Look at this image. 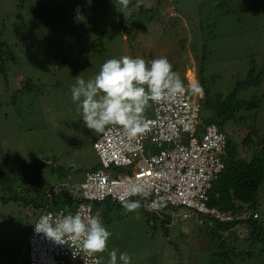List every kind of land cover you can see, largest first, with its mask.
Masks as SVG:
<instances>
[{"label":"rangeland","instance_id":"obj_1","mask_svg":"<svg viewBox=\"0 0 264 264\" xmlns=\"http://www.w3.org/2000/svg\"><path fill=\"white\" fill-rule=\"evenodd\" d=\"M155 1L140 7L142 0H130L125 17L119 0H0V42L14 56L0 64V264H28L26 237L41 211L32 200L59 183L66 190L73 185L79 197L85 170L98 164L93 141L100 133L85 126L71 98L78 78L94 79L110 58L167 57L186 87L198 81L215 100L226 97L250 69L264 72V0ZM197 99L202 117L204 90ZM254 99L259 103L242 107L226 130L245 159L264 150V75L257 84L239 87L234 101ZM152 114L150 102L144 117ZM4 183L9 189L2 191ZM135 200L141 207L134 212L98 204L111 233L108 251L116 249L118 258L127 253L131 264H225L200 216L180 217L178 208L155 213L143 207L141 197ZM256 202L264 224V180ZM247 230L242 222L220 232L236 254L244 251L228 264H264V251L250 243ZM108 251L97 253L101 264H108Z\"/></svg>","mask_w":264,"mask_h":264},{"label":"built area","instance_id":"obj_2","mask_svg":"<svg viewBox=\"0 0 264 264\" xmlns=\"http://www.w3.org/2000/svg\"><path fill=\"white\" fill-rule=\"evenodd\" d=\"M197 98L186 91L152 102L153 114L144 117L149 130L134 139L119 126H109L100 133L93 141L99 163L85 170L79 200L67 210L43 206L30 227L26 237L28 264H92L97 254L88 257L81 253L73 258L77 248L71 240L65 238L66 243H60L38 231L36 225L49 213L56 219L76 213L96 215L95 204L106 200L120 203V196L134 184L147 186L149 194L143 199L151 211L168 204L181 210L180 217L195 214L211 226L249 217L250 213L235 216L208 203L212 182L223 169L220 154L226 148L227 135L215 123L198 133L201 104ZM119 167L126 169L124 174L109 172ZM50 196L45 192L46 199ZM252 215L256 218L258 212Z\"/></svg>","mask_w":264,"mask_h":264},{"label":"clouds","instance_id":"obj_3","mask_svg":"<svg viewBox=\"0 0 264 264\" xmlns=\"http://www.w3.org/2000/svg\"><path fill=\"white\" fill-rule=\"evenodd\" d=\"M129 4L130 0H119L120 12L125 17L131 14ZM186 91L203 95V87L198 81L185 86L167 57L146 62L141 57L122 56L107 59L94 79L86 82L78 78L71 89V98L78 102L82 120L91 131L104 133L109 126H119L130 139H134L149 130L144 113L150 102L158 103ZM148 194L146 185L134 184L119 200L125 212H134L140 209L141 203L130 198H145ZM36 227L60 243H66L65 238L71 240L77 248L73 258L81 253L95 257L97 253L108 251L107 242L111 233L103 226L99 212L87 216L69 214L61 219L49 213L41 218ZM108 256V264H118V259L120 264H131L130 256L120 253L118 258L116 249L108 251ZM102 260V256L94 258L92 264H101Z\"/></svg>","mask_w":264,"mask_h":264},{"label":"trees","instance_id":"obj_4","mask_svg":"<svg viewBox=\"0 0 264 264\" xmlns=\"http://www.w3.org/2000/svg\"><path fill=\"white\" fill-rule=\"evenodd\" d=\"M144 1L139 4L141 7L144 4ZM163 0H156L154 3L156 5H160ZM137 12V11H136ZM12 49L7 44H3L0 42V64L7 58H14L12 54ZM6 53V55L4 54ZM264 72H255L252 68L250 69L246 79L236 81V86L231 90V92L224 98L220 95H217L215 100L210 99L207 95V90L205 91L204 87V96L205 102L202 104V112L203 116L200 115V127L207 125L209 123H216L219 127L226 132L227 128H230V120L235 118L237 112L240 111L242 107L246 110H250L253 108L254 102L256 104L259 103V99H254L249 101L244 100H236L234 98L237 97L238 88L245 87L251 84H257L260 82ZM254 104V105H256ZM252 105V106H251ZM201 129V128H200ZM227 143H226V154L224 156V167L220 172L219 176L216 180L212 182V186L209 191V200L208 203L210 206L217 207L221 210L229 211L233 215H241L242 213H250V216L242 219L244 223H246L248 227V236L247 239L252 243V245L260 246V250L264 251V224L262 221H259V213L256 218H253L252 213L258 211L256 195L258 188L262 181L264 180V150L260 149L258 152H254L251 158L245 159L239 155L238 146L232 134H227ZM248 134L244 139L245 142H248L249 136ZM1 175H6L2 173ZM7 176V175H6ZM5 188H2V191L8 188V183H4ZM1 187V186H0ZM51 196L45 201V194L40 198L36 197V199L32 200V204L35 207L42 208L43 206L48 205L50 208H56L59 203H55L53 200V192L50 191ZM60 196L63 194L60 193ZM5 195H0V201H4ZM72 201L73 197H70ZM136 197H133L132 200H135ZM101 203H116L121 204L112 200H106ZM142 205H144V199L142 198ZM109 206V205H108ZM167 208L175 209L168 204L159 206L155 211L166 210ZM149 210V209H148ZM151 211V210H150ZM97 212V211H96ZM154 212V211H151ZM259 212V211H258ZM154 217V213L151 214ZM202 218V217H201ZM203 223L205 222L208 226V233L211 238V243L217 245L222 249L221 257L219 260L223 261L225 264L229 263V260L233 256H237L238 252L242 254L244 251H238L237 254L235 249L229 248L225 244V240L221 236V231H233L234 226L238 223H242V221L236 220L234 222H222L216 223L214 226L209 225L207 219L202 218ZM237 238H240L239 234L236 235ZM252 249V247H249ZM253 251V250H251ZM249 251L248 253H250Z\"/></svg>","mask_w":264,"mask_h":264},{"label":"crops","instance_id":"obj_5","mask_svg":"<svg viewBox=\"0 0 264 264\" xmlns=\"http://www.w3.org/2000/svg\"><path fill=\"white\" fill-rule=\"evenodd\" d=\"M205 125L200 129H198V133H200L203 129H204ZM226 154V148L224 149V151L220 154L222 163H223V167H224V156ZM87 170V169H86ZM222 171V170H221ZM85 173V172H84ZM83 179H84V174H83ZM82 179V180H83ZM81 180V181H82ZM80 181V182H81ZM79 182V183H80ZM78 183V184H79ZM55 189V190H54ZM51 189H47L45 192L50 191ZM53 200H55V203H59L58 205H63V206H57V208H65L66 210L69 209L70 207L74 206V204L79 200V197L77 195H75L74 190H73V185L70 187V189H65L63 187L62 184H58L57 187H53ZM62 193L63 195L60 196L59 194ZM70 197H73V199H75V201L72 199H70ZM99 204H103L105 206V209L108 208L109 203H99ZM103 206H98V204L94 205L95 211L100 210V208ZM104 209V208H103ZM201 218V217H200ZM32 226V225H31ZM25 246H26V242H25ZM27 259H28V252H27Z\"/></svg>","mask_w":264,"mask_h":264}]
</instances>
